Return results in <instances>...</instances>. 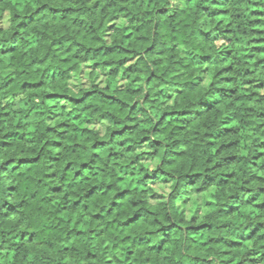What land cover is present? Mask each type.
I'll use <instances>...</instances> for the list:
<instances>
[{
    "label": "trees",
    "instance_id": "16d2710c",
    "mask_svg": "<svg viewBox=\"0 0 264 264\" xmlns=\"http://www.w3.org/2000/svg\"><path fill=\"white\" fill-rule=\"evenodd\" d=\"M0 264H264V0H0Z\"/></svg>",
    "mask_w": 264,
    "mask_h": 264
},
{
    "label": "rangeland",
    "instance_id": "374dc122",
    "mask_svg": "<svg viewBox=\"0 0 264 264\" xmlns=\"http://www.w3.org/2000/svg\"><path fill=\"white\" fill-rule=\"evenodd\" d=\"M7 23V17H4L2 19V25H6ZM85 80H82L84 82ZM207 78L203 80V83H207ZM164 95L168 96L172 92V89L166 88L164 91ZM95 127H101L102 123L97 122L94 123ZM167 184L163 181H159L154 183L155 190L157 191V195L155 196V199L161 198V195H163L166 192ZM212 192L213 189H209L203 193L200 194H193L191 195L187 201L183 204L185 208V213L188 217H193L195 219H201L205 213L210 211L213 207V199H212Z\"/></svg>",
    "mask_w": 264,
    "mask_h": 264
}]
</instances>
